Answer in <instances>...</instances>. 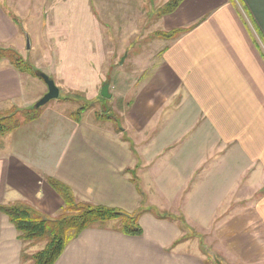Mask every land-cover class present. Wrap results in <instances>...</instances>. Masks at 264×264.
<instances>
[{
	"label": "crops",
	"instance_id": "0c3cea01",
	"mask_svg": "<svg viewBox=\"0 0 264 264\" xmlns=\"http://www.w3.org/2000/svg\"><path fill=\"white\" fill-rule=\"evenodd\" d=\"M167 1L0 0V49L26 59L52 40L78 56L87 44L69 41L91 40L94 25L131 40L119 30ZM155 22L157 32L190 30L163 40L155 65L126 81L128 128L45 108L0 138V205L24 201L56 216L63 203L51 177L79 202L141 210V236L115 222L88 229L55 264H209L220 244L223 264H264V0H184ZM35 80L1 60L0 112L33 105ZM184 230L195 234L182 241ZM23 247L0 212V264H29Z\"/></svg>",
	"mask_w": 264,
	"mask_h": 264
},
{
	"label": "rangeland",
	"instance_id": "374dc122",
	"mask_svg": "<svg viewBox=\"0 0 264 264\" xmlns=\"http://www.w3.org/2000/svg\"><path fill=\"white\" fill-rule=\"evenodd\" d=\"M161 6L162 5L154 10L157 11ZM158 19L155 13V18H146L143 22L139 19H135L134 21H138L126 26L124 25V29L122 28L119 31L123 32L124 30L129 33L132 32L133 38H131V40H129V36L128 40L115 39V35L113 34L114 29L112 27V31L108 29L106 25H104V29L98 30V27L94 25V35L91 37V40L89 38L88 40L85 34V41H82V39L69 41L70 47H77L78 43L81 47L85 46V43L87 44L85 47L86 53H82L78 56H74L73 53L75 50L72 48L69 50L67 44L64 45L63 43V45H61L60 42L62 41L52 40L39 41L37 56H25L26 59L20 56L23 61L32 67L35 73L38 75L40 73L47 75L59 90L57 99L39 108L41 109V114L45 108L54 107L58 104L59 109L64 112L69 111L70 113H75L78 109L85 106L88 109L85 112L86 115L92 114L95 115V118L98 116L99 118L97 119L100 121L112 123L113 125L108 126L116 128L117 132H119L120 129L128 128L125 119L130 108V97L128 96V92L131 87L127 85L126 81L131 80L130 84H132L136 80H140L144 67L147 65L153 67L155 65V60L158 58V50L160 47L161 49L163 47V40L155 35L158 33L157 31L159 28H156L154 23H156L155 21ZM87 31L88 29H86V32ZM105 31L107 32L105 33ZM121 35L122 34L118 36ZM143 37L145 39L144 41ZM57 42L59 46H56ZM111 44L116 47L113 48ZM124 46L128 49L125 50ZM67 50L71 52L70 55ZM58 52L60 54H57ZM35 79L36 82L31 81V92L37 95L35 103L29 107H25V104H21L20 107L16 105L6 110L20 122H22L20 116L22 110L25 111V109H29L33 106L35 107V104L47 93L46 85L41 80ZM98 82L99 84H97ZM108 82V93L111 97L109 99H104L100 96V90ZM135 90L136 89H134V91ZM172 220L176 222L180 221V219ZM113 225L118 224L115 222ZM180 227L182 228L181 225ZM194 234L193 231L190 233L184 230L180 240H187ZM20 243L25 245L21 253V255L24 253V256L34 254L44 246V243H38V245L35 244L32 246L23 244L21 241ZM202 245H205V243L202 242ZM220 246L221 244L217 246L218 254L214 256H218L214 259L211 258L208 251H203L204 257L207 258V253L208 256H210L208 261L211 258L209 264H223L221 261L227 262L226 258L228 257L225 248H221ZM28 247L30 248L28 249Z\"/></svg>",
	"mask_w": 264,
	"mask_h": 264
},
{
	"label": "trees",
	"instance_id": "16d2710c",
	"mask_svg": "<svg viewBox=\"0 0 264 264\" xmlns=\"http://www.w3.org/2000/svg\"><path fill=\"white\" fill-rule=\"evenodd\" d=\"M183 1H167L155 12L156 17L161 18L172 14ZM189 30L176 29L167 33L158 32L155 35L162 40L171 41ZM1 60H7L17 72L41 80L32 67L23 61L13 50L0 49ZM87 110L84 106L78 109L77 112L71 113L70 117L75 123H80L82 114ZM23 111L20 114L22 122L13 117L8 111L0 112V138L17 130L25 123L38 120L41 114V109H36L34 106ZM97 118L99 117L97 116ZM45 180L63 203L60 212L56 216L49 217L24 201L0 205V212L7 217L9 223L15 229L19 241L23 244H28V246L44 243L41 250L30 256H24L23 253L21 255L23 263L55 264L63 254L68 243L76 239L83 231L88 229H105L111 222L118 223L117 230L124 236H141L142 232L138 224L141 210L133 214H126L116 209L88 202H79L68 186L51 177H46Z\"/></svg>",
	"mask_w": 264,
	"mask_h": 264
},
{
	"label": "water",
	"instance_id": "95a60500",
	"mask_svg": "<svg viewBox=\"0 0 264 264\" xmlns=\"http://www.w3.org/2000/svg\"><path fill=\"white\" fill-rule=\"evenodd\" d=\"M38 76L39 78H41L43 83L46 85L47 93L35 104L36 109L43 107L48 102L57 99L59 96L58 88L55 86L54 82L47 75L40 73ZM108 89H109V82L106 83L100 90V96L102 98L109 99L111 97V95L108 93L109 92Z\"/></svg>",
	"mask_w": 264,
	"mask_h": 264
}]
</instances>
